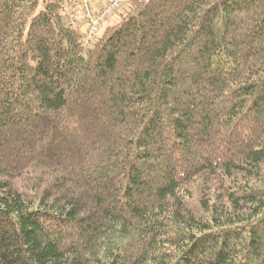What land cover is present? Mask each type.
<instances>
[{
  "label": "trees",
  "instance_id": "1",
  "mask_svg": "<svg viewBox=\"0 0 264 264\" xmlns=\"http://www.w3.org/2000/svg\"><path fill=\"white\" fill-rule=\"evenodd\" d=\"M83 11L0 0V264H264V0Z\"/></svg>",
  "mask_w": 264,
  "mask_h": 264
},
{
  "label": "built area",
  "instance_id": "2",
  "mask_svg": "<svg viewBox=\"0 0 264 264\" xmlns=\"http://www.w3.org/2000/svg\"><path fill=\"white\" fill-rule=\"evenodd\" d=\"M126 0H107L105 4L96 13L90 10L89 0H82L84 11L82 17L88 23L87 30V43L90 42L93 37L100 31L102 24L110 17L114 12L118 11ZM72 25L77 26L78 21L71 14Z\"/></svg>",
  "mask_w": 264,
  "mask_h": 264
},
{
  "label": "rangeland",
  "instance_id": "3",
  "mask_svg": "<svg viewBox=\"0 0 264 264\" xmlns=\"http://www.w3.org/2000/svg\"><path fill=\"white\" fill-rule=\"evenodd\" d=\"M89 6H92V8H96L95 5L92 4V0H89ZM117 21H118V11L114 12L110 17H108V19L102 24L99 33L103 31L105 28H107L108 26L109 27L113 26L114 24H116Z\"/></svg>",
  "mask_w": 264,
  "mask_h": 264
},
{
  "label": "crops",
  "instance_id": "4",
  "mask_svg": "<svg viewBox=\"0 0 264 264\" xmlns=\"http://www.w3.org/2000/svg\"><path fill=\"white\" fill-rule=\"evenodd\" d=\"M106 1L107 0H92V4H94L96 7V8H92V6H91V8L93 10L92 12H94V13L98 12L100 10V8L105 4ZM90 5H91V3H90Z\"/></svg>",
  "mask_w": 264,
  "mask_h": 264
}]
</instances>
